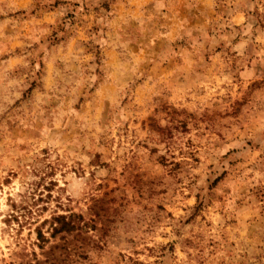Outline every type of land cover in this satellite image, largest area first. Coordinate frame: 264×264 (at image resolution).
Returning <instances> with one entry per match:
<instances>
[{"label": "rangeland", "instance_id": "obj_1", "mask_svg": "<svg viewBox=\"0 0 264 264\" xmlns=\"http://www.w3.org/2000/svg\"><path fill=\"white\" fill-rule=\"evenodd\" d=\"M0 264H264V0H0Z\"/></svg>", "mask_w": 264, "mask_h": 264}]
</instances>
